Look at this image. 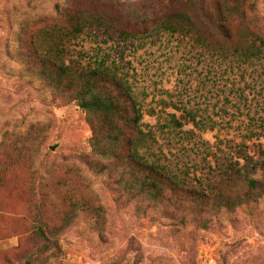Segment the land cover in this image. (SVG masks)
<instances>
[{"label": "rangeland", "instance_id": "obj_1", "mask_svg": "<svg viewBox=\"0 0 264 264\" xmlns=\"http://www.w3.org/2000/svg\"><path fill=\"white\" fill-rule=\"evenodd\" d=\"M139 1L0 0V149L18 134L28 137V147L9 160L0 157V264H264V193L245 191L240 180L223 181L224 191L211 192H221L229 205L209 199L199 211L190 202L175 206L126 191L122 140L112 157L96 156L92 129L104 123L46 86L22 57L31 50L24 42L64 23L62 10L91 4L107 12ZM243 8L246 16L231 22V30L264 35V0H243ZM108 33L94 28L80 35L86 53L80 62L105 58L127 73L142 124L158 130L151 150L161 162L192 183L203 177L218 184L238 144L258 157L263 60L240 63L206 51L188 34L120 41ZM171 114L180 128L159 129ZM126 132L136 135L130 124ZM260 175L256 167L251 176Z\"/></svg>", "mask_w": 264, "mask_h": 264}, {"label": "trees", "instance_id": "obj_2", "mask_svg": "<svg viewBox=\"0 0 264 264\" xmlns=\"http://www.w3.org/2000/svg\"><path fill=\"white\" fill-rule=\"evenodd\" d=\"M105 10L107 12L91 4L84 7L75 4L62 10L60 18L64 23L47 26L44 34H34L32 39L24 42L31 50L22 57L30 66L31 63L34 65L35 75L46 86L56 93L69 95L82 109L95 116L97 123L99 120L104 123L103 126L98 123L92 129L90 142L96 156L112 157L122 140L121 145L125 144L127 149L126 166H123L125 174L129 175L127 183L123 182L126 191H135L137 197L147 201L164 199L175 206H188L187 202H190L191 206L199 207V211L209 199L218 206L229 205V199L221 192L218 195L211 192L224 191L220 187L223 181L240 180L245 191L264 193V148L260 144L255 145L258 157H253L243 143L238 144L234 158L226 157L220 168L223 179L218 184L203 177H193L192 183L173 171L169 164L161 162L157 153L151 150L157 143L158 130L142 124V108L133 94L127 73L113 60L106 63L105 58L98 59L93 65L82 64L80 59L86 53L77 41L82 33H89L94 28L103 33L111 32L108 35L120 41L158 33L188 34L194 44L206 51L235 57L244 64L264 62V35L247 28L235 34L230 28L231 22L246 16L243 0H141L131 8L120 4L116 10ZM73 53L76 58L72 57ZM33 57L34 63L31 62ZM129 124L135 129V137L127 135ZM181 125L171 114L159 129L166 126L167 130H175ZM27 139L24 133L16 135L8 141L9 147L0 149V157L6 156L9 160L13 153L28 147L24 143ZM18 140L22 145H15ZM256 167L260 168L261 175L252 177ZM226 191L232 190L227 188Z\"/></svg>", "mask_w": 264, "mask_h": 264}, {"label": "water", "instance_id": "obj_3", "mask_svg": "<svg viewBox=\"0 0 264 264\" xmlns=\"http://www.w3.org/2000/svg\"><path fill=\"white\" fill-rule=\"evenodd\" d=\"M52 148L51 149H53L54 147L53 146H51Z\"/></svg>", "mask_w": 264, "mask_h": 264}]
</instances>
